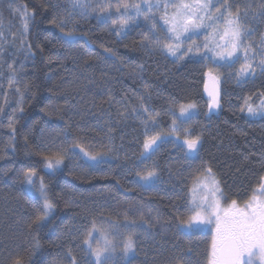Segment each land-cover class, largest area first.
I'll return each mask as SVG.
<instances>
[{"label":"trees","instance_id":"1","mask_svg":"<svg viewBox=\"0 0 264 264\" xmlns=\"http://www.w3.org/2000/svg\"><path fill=\"white\" fill-rule=\"evenodd\" d=\"M230 4L233 11L247 8L244 26L259 40L264 16L256 10L264 0ZM70 12L69 0H0V21L12 33L8 55L0 57V264H72L73 257L77 264H95L82 242L91 222L102 229L109 219L123 223L132 208L144 211L155 227L136 230L135 251L127 257L121 249L129 231L109 229V239L118 245L114 264H207L211 229L186 233L177 225L193 214L189 189L207 169L219 183L224 205L247 200L262 182L264 121H248L240 109L245 97L254 103L261 99L264 74L237 83L235 66L227 71L198 58L173 61L160 47H142L146 38L151 43L165 36L158 23L155 35L149 22L131 24L118 35L95 13L82 17L75 10L69 19ZM61 19L73 39L57 26ZM209 70L219 77V104L213 107L206 90ZM189 105L192 114L180 118L181 106ZM134 110L156 120L157 134L184 136L189 129L191 138L199 136L196 154L186 157L181 144L168 138L142 158L144 126ZM74 144L107 155L81 165L65 159L55 172L46 168L44 156L70 153ZM140 165L156 171L153 184L141 182L135 173ZM30 167L37 172L35 187L24 176L12 177ZM41 177L54 209L39 227H29L43 211ZM157 226L166 229V239ZM94 235L93 247L97 240L103 243Z\"/></svg>","mask_w":264,"mask_h":264},{"label":"snow or ice","instance_id":"2","mask_svg":"<svg viewBox=\"0 0 264 264\" xmlns=\"http://www.w3.org/2000/svg\"><path fill=\"white\" fill-rule=\"evenodd\" d=\"M69 3L73 9V12L68 14L69 19L75 10H79V15L82 17L95 13L96 19L100 22L107 23L110 20L118 35H123L129 24L136 22L137 18L141 16L145 21L150 22V31L155 35L158 23L156 13H160L161 6H163V12L159 20L162 21L167 34L163 39L156 36L151 43L146 38L141 41L142 47L152 48L155 45L177 60H182L190 54L200 55L207 60L209 53H211L213 62L218 67L231 68L237 62L242 61L239 69L235 71L237 83L254 77L257 71L264 74V34H262L259 44L247 42V38L253 32L251 27L246 28L243 24L244 18L248 16V10L245 8L242 11L240 7H237L233 11L230 0H215V2L214 0H116L115 3H113V0H106V2L101 0L95 6L92 5L91 0H69ZM9 7H12V5L10 4ZM250 7L251 5H248V8ZM14 11H19V7L15 8ZM256 11L260 16H264V4H261ZM22 18L24 20V31L27 32L28 17L26 11L22 13ZM64 23L65 20L61 19L57 24L62 32H64ZM208 29H211V31H206ZM201 32L206 34L204 42L199 44L196 43L193 37L198 36ZM64 35L71 40L74 38L75 33L70 30L64 32ZM2 40H4V33L0 31V41ZM186 40H192V43L186 50H183L182 44ZM2 51L3 47L0 45V52ZM105 51L111 53L110 49H105ZM112 54L114 55V53ZM9 67L11 68V66ZM206 75L210 76L213 81L219 79L218 76L212 75L211 70ZM14 76L15 73L13 72V76L9 80L10 85L14 81ZM16 91L19 93L20 89L17 88ZM21 95L23 94L21 93ZM250 99L251 97L244 98V104L240 111H246L252 117H264V93H261L259 105L254 106L249 103ZM218 104V93L212 94L210 107L218 106ZM193 107L192 105L188 107L181 106V117L190 116L191 113L188 110ZM19 110L23 111L22 108ZM9 119L11 120V117ZM149 119L155 124L156 121L151 115H149ZM144 123L147 131L148 121ZM176 130V120H173V131ZM184 137L185 156L195 154L200 145V137L191 138L189 129H184ZM176 139L179 140L180 137L177 136ZM164 140L163 134L146 136L141 157L148 158L154 153L156 146L163 143ZM73 147H79L80 151L92 161H97L102 155H107V153L90 154L79 144H74ZM66 157L67 152L60 151L51 156H44L43 159L46 168L55 172L63 164ZM36 175V169L31 167L23 172L25 181L31 187L36 185L34 179ZM137 175L145 184H148L156 178L157 173L152 169L143 174L137 173ZM261 181L258 190H256L258 194H254L245 202L243 207L238 206L235 200L231 202L228 208L220 206L219 200L216 198V193L220 192L219 183L210 168L207 169V176L203 180L197 178L195 187L189 189L193 194L192 207L189 211L193 214L188 219L181 220L177 225V229L190 232L199 225L213 223L214 218L215 229L213 230L209 264H253L252 258L257 254L264 260V177L261 178ZM201 186L212 192L211 200L204 196L200 197L199 202H197L196 191ZM39 192L43 199V211L35 217L29 227L33 225L39 227L41 222L54 209V204L48 198L47 187L42 177ZM220 194L223 195V193ZM106 223L108 227L102 229L97 227L95 220H93L82 241L86 246V251L95 258V264H114L118 245L112 239H109V229L123 228L129 231L128 236L123 240L121 249L122 255L127 257L129 253L135 251L134 235L136 230L143 228L147 231L155 227L150 220L144 218L143 213L136 219H129L128 213L125 212L123 223L111 221L110 219ZM95 233H99L103 243L101 245L97 240L96 246L93 247L92 240L96 238ZM16 264H20L19 260ZM72 264H77L75 257L72 259Z\"/></svg>","mask_w":264,"mask_h":264},{"label":"rangeland","instance_id":"3","mask_svg":"<svg viewBox=\"0 0 264 264\" xmlns=\"http://www.w3.org/2000/svg\"><path fill=\"white\" fill-rule=\"evenodd\" d=\"M113 1L116 2V0H113ZM99 2H101V0H91V3H92L93 6H95V4H96V3H99ZM105 2H106V0H105ZM115 2H114V3H115ZM214 2H215V0H214ZM169 11H171V9H169ZM162 12H163V6H161V12H160V13H156V20H157V22H158V25L160 26L161 29H163L164 34L166 35V34H167V33H166V28H164V26H163V24H162V21L159 20V17H160V15L162 14ZM0 20H1V18H0ZM108 22L111 24V21H110V20H109ZM139 22H144V23H147V24H148L147 21L143 20V16L137 18L136 22H134V23H139ZM244 22H245V21L243 20V24H244ZM5 23H6V22H4L3 20L0 21V31H2V32L4 33V40L0 41V45H2V47H3V51L0 52V57H1L2 55H8V51L10 50V48H9V47H10V41H11L10 39L12 38V36H11L12 33L9 34V33H10L9 31H11V30H10V27H11V26L6 25ZM134 23H130L129 26H130L131 24H134ZM149 23H150V22H149ZM111 25H112V24H111ZM129 26H128V27H129ZM8 27H9V28H8ZM206 31H211V29H208V30H206ZM205 34H206L205 32H201V33L198 34V36L193 37V39L196 41V43L202 44V43L204 42V40H205ZM251 37H252V36L250 35V38H251ZM250 38H249V41H248V42H249V43H253V44H259V42H260V40H261V38H259V40H258V39H255L254 37L251 38V40H250ZM161 39H163V37H162ZM247 39H248V38H247ZM191 43H192V40H186V41H184V43L182 44V49H183V50H186L187 47H188ZM7 48H8V49H7ZM202 51H203V49H202ZM163 54H164L165 56H167V58H169V59H171V60H173V61H178L175 57L169 56L166 52H164ZM181 54H182V53H181ZM188 58H190V59H192V58H198V59H200L201 61H204L205 63H210L211 66L215 67L216 69H219V68H220V67H218V66L213 62V59H212L211 53H209V58H208L207 60L203 59L202 56H200V55H193V54H190L189 56H185L183 59H188ZM183 59H182V60H183ZM240 63H242V61L237 62V63L234 64L232 67L235 66V67H237V68L239 69V67H240ZM0 64H1V62H0ZM232 67H231V68H229V67H221V68H225V70L229 71V69H232ZM238 69H237V70H238ZM2 71H3V66H2V68H1V66H0V78H1ZM258 73H260V72L257 71L256 74H258ZM233 74H234V73H233ZM233 74H232V75H233ZM256 74H255V75H256ZM254 77H255V76H254ZM254 77L249 78L248 80L243 81V82H241V83H244V82H247V81H249V80H252ZM0 80H1V79H0ZM0 90H1V89H0ZM206 90H207V94H208L209 98L212 100V94L217 93V82H216V81H213V80L211 79V77H209L208 80H207ZM0 93H1V92H0ZM260 101H261V99H260L258 102H256V103H254V102H249V103H252L254 106H256V105H259V104H260ZM188 111H189V113L192 114L193 109H192V108H189ZM140 112H142V111H140V110H136V111H135V113H136V114H135V116H136V117H135V120H138L140 126H144V129H143V139L145 140V137H146V136H154V135H157V133L153 132V131H156V130H157V127H158V126H157V122H155V124H153V123L151 122V120L149 119V116H148V115H146V114L139 115ZM242 114H243V116H244L248 121H251V122L259 123V122L264 121V117H262V116L252 117V116H249V115L247 114L246 111L243 112ZM0 115L2 116L3 113H0ZM187 117H188V115H186V116H184V117H181V115H180V118H183V119H186ZM145 121H148V130H147V131L145 130V123H144ZM155 121H156V120H155ZM177 133H178V132H177ZM177 136L180 137L179 140L176 139ZM164 138H165V140H167L168 138H172V139H174L175 142L181 144V147H182V149H183V152H186V148L183 146V139H184L185 137L182 136L180 133H179V135H177V134L169 135V134L165 133V134H164ZM165 140H164V141H165ZM160 144H161V143H159L158 146H156V148L160 147ZM83 148L85 149V151L89 152L90 154H93L92 150H91L89 147H83ZM71 150H72V151H71L70 153H67V157H66V160H68L69 162H74V163H77V164H79V165L82 164L81 162H87V161H89V162H96V161H92V160H90L87 156H85L84 153L80 151V148H79V147H75V148L72 147ZM143 151H144V149L142 150V152H143ZM195 154H196V153H195ZM195 154H192V155H190L189 157L194 156ZM100 160H101V157L98 158L97 162L100 161ZM148 170H149L148 165H147V166H143V167H142V165H140V167H138V169H137V171H135V173H141V174H143V173H145V172L148 171ZM23 172H24L23 170L19 169V170L16 171L15 174L12 175V177H20V176H23ZM205 176H207V173L201 174V175H200L199 177H197V178L203 180V179L205 178ZM197 178L192 182V184H191V186H190V189L195 187L196 182H197ZM34 179H35V177H34ZM170 179H171V178H170V176H169L165 182L170 181ZM140 180H141V179H140ZM155 181H156V178H155L152 182H150V183H148V184H153ZM159 181H160V180H159ZM141 182L144 184V186H147V185H148V184H145V182L142 181V180H141ZM38 188H39V187H37V189H38ZM220 193H221V192L216 193V198L219 200L220 206H221L222 208H225V205H224V204H223V206L221 205V203H222L223 201H222V198H221V194H220ZM196 196H197V202H199V198H200V197H204V196H207L208 199L211 200V199H212V192H211L210 190L205 189V188H203V187L201 186L199 189H197V191H196ZM192 199H193V194L189 191V200H190V203L192 202ZM221 201H222V202H221ZM191 205H192V204H191ZM117 209L120 210V211H123L124 207H123V206H118ZM130 213H131V214H129V215H130V216H133V217H139L141 213H143L144 218L147 217V216H146V213H145L144 211L139 210V209H136V208H132V209L130 210ZM148 216H149V218L151 217L150 214H148ZM150 219H151V218H150ZM202 229H203V230L211 229V232H212V239H213V230L215 229V221H214V218H213V223H211V224H203V225H199V226H197V227H194L191 231H194V230H202ZM156 231H157V233H160V234L162 235V238L166 239V237H167V236H166V229H164V228L161 227V226H160V227L157 226V227H156ZM191 231H190V232H191ZM183 232L189 233V231H183ZM212 239H211V243H212ZM101 244H102V243H101ZM79 253H80V252H79ZM210 253H211V252H210ZM209 259H210V258H209ZM207 264H209V261L207 262Z\"/></svg>","mask_w":264,"mask_h":264},{"label":"flooded vegetation","instance_id":"4","mask_svg":"<svg viewBox=\"0 0 264 264\" xmlns=\"http://www.w3.org/2000/svg\"><path fill=\"white\" fill-rule=\"evenodd\" d=\"M258 188H259V186H258ZM258 188L256 190H258ZM256 190H255V192L247 200H245L243 202H240V203H237L238 206L243 207L244 204H245V202H247L254 194H258V191H256ZM231 202L226 203L225 204V208H228V206L231 204ZM221 205L223 206L222 203H221ZM252 259H253V264H264V260L261 259V257H260L259 254H257L256 256H254Z\"/></svg>","mask_w":264,"mask_h":264}]
</instances>
